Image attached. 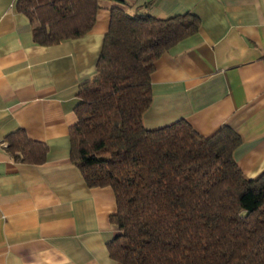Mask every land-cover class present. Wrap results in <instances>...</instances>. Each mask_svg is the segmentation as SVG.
<instances>
[{
    "label": "crops",
    "instance_id": "0c3cea01",
    "mask_svg": "<svg viewBox=\"0 0 264 264\" xmlns=\"http://www.w3.org/2000/svg\"><path fill=\"white\" fill-rule=\"evenodd\" d=\"M123 1L99 0L88 34L46 47L17 0H0V140L23 130L49 150L31 165L0 147V264H120L108 249L120 234L115 192L87 185L70 142L79 87L96 75L113 8L201 21L155 63L146 129L186 120L210 137L228 126L242 139L235 160L243 174L264 172V0Z\"/></svg>",
    "mask_w": 264,
    "mask_h": 264
},
{
    "label": "trees",
    "instance_id": "16d2710c",
    "mask_svg": "<svg viewBox=\"0 0 264 264\" xmlns=\"http://www.w3.org/2000/svg\"><path fill=\"white\" fill-rule=\"evenodd\" d=\"M17 10L50 47L88 34L99 0H17ZM200 26L191 13L162 20L113 8L96 75L79 87L71 160L90 188L115 192L120 234L108 249L120 264H264V172L249 179L238 167L241 137L228 126L205 137L186 120L144 125L155 63ZM7 144L18 161L47 160L48 147L23 130Z\"/></svg>",
    "mask_w": 264,
    "mask_h": 264
},
{
    "label": "built area",
    "instance_id": "2783aa9c",
    "mask_svg": "<svg viewBox=\"0 0 264 264\" xmlns=\"http://www.w3.org/2000/svg\"><path fill=\"white\" fill-rule=\"evenodd\" d=\"M0 147L8 148V144L0 140Z\"/></svg>",
    "mask_w": 264,
    "mask_h": 264
}]
</instances>
